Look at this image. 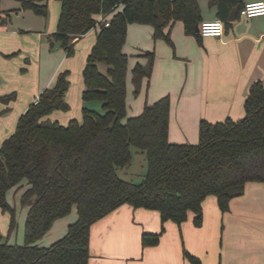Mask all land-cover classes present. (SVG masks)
<instances>
[{
	"label": "trees",
	"instance_id": "16d2710c",
	"mask_svg": "<svg viewBox=\"0 0 264 264\" xmlns=\"http://www.w3.org/2000/svg\"><path fill=\"white\" fill-rule=\"evenodd\" d=\"M57 30L50 34L74 53L75 37L81 38L99 25L96 41L83 69L86 102L99 100L100 108L84 106L82 119L68 123L53 119L57 110H69V70L60 71L55 83L39 94L19 117L15 132L0 148V207L10 215L8 233L18 226L17 209L8 191L27 189L21 197L29 206L25 243H13L0 235V264H89L92 224L124 203L157 209L159 232H145L142 243L155 245L172 219L179 225L194 213V223L204 220L205 199L214 195L222 211L233 197L245 191L249 181L264 182V82L255 81L245 101L242 118L202 120L197 143L173 142L169 136L171 99L165 95L146 103L142 112L127 116L129 54L124 45L130 23H149L153 38L173 44L169 29L178 20L188 34L199 35L202 22L199 0H59ZM225 23L234 6L244 0H210ZM22 8L45 17L49 0H21ZM240 13V12H239ZM100 14L109 24L99 20ZM148 63L132 68L134 93L152 74L155 53L146 50ZM15 93L0 96L8 101ZM8 111V108L0 110ZM144 153L147 170L141 181L122 175L133 163L134 153ZM76 207L77 219L69 231L51 245L37 241L59 218ZM192 264L201 259L187 249Z\"/></svg>",
	"mask_w": 264,
	"mask_h": 264
},
{
	"label": "crops",
	"instance_id": "0c3cea01",
	"mask_svg": "<svg viewBox=\"0 0 264 264\" xmlns=\"http://www.w3.org/2000/svg\"><path fill=\"white\" fill-rule=\"evenodd\" d=\"M199 3L202 21L222 18L210 0ZM21 6V0H0V96L15 93L12 99L0 101V110L8 108L0 114V148L15 132L29 104L44 87L54 85L66 61L61 65L48 48L60 14L56 3L49 19ZM229 21L221 36H203L188 34L184 22L178 20L169 29L173 44L164 38L155 40L150 24L130 23L128 32L137 34L139 44L130 66L138 61L148 63L149 57L143 55L146 50H153L155 58L152 74L144 79L139 95L127 99V116L137 115L147 102L169 95V136L179 143H197L202 120L242 118L251 85L257 80L264 82V15L247 17L238 12ZM124 50L127 52L125 45ZM58 111L50 117L63 123ZM23 187V194L26 182L8 191L12 205V195ZM34 200L21 204L26 214ZM203 206L201 226L195 225L193 212L181 225L169 219L160 242L144 246L145 232L161 231L160 211L120 205L92 224L89 264H192L184 249L199 257L202 264H264L263 181H249L244 193L233 197L225 212L214 195L208 196ZM74 209L57 219L37 242L47 246L46 238L53 243L66 235L77 219ZM9 222V213L0 207V228L8 229Z\"/></svg>",
	"mask_w": 264,
	"mask_h": 264
},
{
	"label": "rangeland",
	"instance_id": "374dc122",
	"mask_svg": "<svg viewBox=\"0 0 264 264\" xmlns=\"http://www.w3.org/2000/svg\"><path fill=\"white\" fill-rule=\"evenodd\" d=\"M56 3V9L58 8V12L60 13V2L59 0H49V14L46 17L47 19L51 16V11L54 7V4ZM60 15V14H59ZM58 20L57 19V26H58ZM143 26H147L149 23H139ZM151 25V24H150ZM53 30L51 34L57 30ZM99 25H97L95 28H92L89 32L84 34L81 38H78V40L75 41L74 44V53L71 55H68L65 48L62 45V42L60 40H56L54 37H50V40L48 41V48L52 52V56H54V59L58 62L60 61L61 65L64 62V68L61 71L69 70L70 77H71V85L67 91V100L70 104L69 110H59L58 112L63 117V123H68L70 118L76 117L77 119H82L83 117V107L84 106H90L95 108L101 107V102L99 100H92L90 102H86L83 99V89L85 87V81L83 76V69L84 65L86 63L87 57L96 41V30H98ZM141 33V32H140ZM144 32H142L143 34ZM48 37V36H47ZM138 36L137 34H133L132 32H128L127 34V40L125 44V49L127 53L129 54V70L127 75V99L134 100L137 95L134 93V87L132 82V67L134 66V63L132 66H130V63L133 62L135 59V53L136 49L138 48ZM54 41V45L51 47V42ZM46 87L43 88V90ZM139 95V94H138ZM30 105V104H29ZM62 122V121H61ZM147 170V163L145 159V154L135 153V158L133 159V163L129 169H124L121 171L122 175L128 178H134L136 181H141L143 179V175ZM23 188H20L18 192H16L15 195H12L14 191H12L10 194L11 202L17 209V220H18V226L16 230H14L11 233H8V229L0 228V235L7 236L9 234V240L13 243H25L26 241V235H25V221H26V209L24 206L22 207L21 203V194L23 192ZM75 209H73L74 211ZM73 213V212H72ZM68 233V232H67ZM66 233V234H67ZM51 240L46 238L44 243L51 245ZM51 243V244H50Z\"/></svg>",
	"mask_w": 264,
	"mask_h": 264
},
{
	"label": "built area",
	"instance_id": "2783aa9c",
	"mask_svg": "<svg viewBox=\"0 0 264 264\" xmlns=\"http://www.w3.org/2000/svg\"><path fill=\"white\" fill-rule=\"evenodd\" d=\"M240 14L247 17H254L264 15V0L247 1L239 10ZM100 21H104L109 24V20L105 19L103 14L99 16ZM225 30V21L222 18H216L214 20H204L199 25V32L203 36H221ZM39 101V97L35 102Z\"/></svg>",
	"mask_w": 264,
	"mask_h": 264
},
{
	"label": "water",
	"instance_id": "95a60500",
	"mask_svg": "<svg viewBox=\"0 0 264 264\" xmlns=\"http://www.w3.org/2000/svg\"><path fill=\"white\" fill-rule=\"evenodd\" d=\"M239 12V6H234L231 13H230V16H229V20H233L236 18L237 16V13ZM197 30H199V26H197ZM54 45V41L51 42V47Z\"/></svg>",
	"mask_w": 264,
	"mask_h": 264
}]
</instances>
